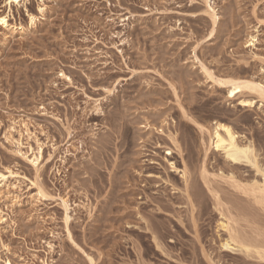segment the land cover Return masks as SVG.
Returning a JSON list of instances; mask_svg holds the SVG:
<instances>
[{
  "label": "rangeland",
  "instance_id": "374dc122",
  "mask_svg": "<svg viewBox=\"0 0 264 264\" xmlns=\"http://www.w3.org/2000/svg\"><path fill=\"white\" fill-rule=\"evenodd\" d=\"M1 19L0 264H264V101L223 82L264 88V0H0ZM218 123L252 162L210 147Z\"/></svg>",
  "mask_w": 264,
  "mask_h": 264
},
{
  "label": "bare ground",
  "instance_id": "6f19581e",
  "mask_svg": "<svg viewBox=\"0 0 264 264\" xmlns=\"http://www.w3.org/2000/svg\"><path fill=\"white\" fill-rule=\"evenodd\" d=\"M18 1L19 0H9V3H17ZM0 21H3L0 24L5 25L4 19H1ZM223 82L225 85H229L231 87L230 95L234 94L235 92L236 93H242L243 91H248V92L256 94L262 101H264V88H263V86H260L257 83H254L250 80H243V79L241 80L239 78L238 79L235 78L232 80L229 79L228 81H223ZM242 103L245 105H247V104L251 105V103L248 101H242ZM209 145H210V147L212 146L215 150L222 152L224 154V156L232 162L250 163L253 160V155H252L253 150L248 146H241L236 140L235 133L231 130V128H229L228 126H226L224 124L218 123L215 125L213 132L210 136V144ZM262 176H263V184H264V174ZM1 177H2V175L0 173V178ZM252 189H253V191H255L254 190L255 188H252ZM41 193L42 192L39 190V194H41ZM259 195H261V196L259 197ZM259 195H258V197L263 199L264 189L262 191H260ZM253 197H255V196H253ZM263 200L261 202H263ZM221 227L223 229H225L229 234V237H228L229 242L224 244V246L229 248L232 245L231 243H233V244H236V246L238 245L237 247L240 251L243 250L245 252H250L249 250H251V249L248 246L250 243L247 244V243L243 242L244 245L242 243H239L237 241V239L235 238V236H233V234H232L234 232H232V230L228 228L229 225H227V223H221ZM234 235H235V233H234ZM250 246L252 247L253 245L251 244ZM255 248H257V247H255ZM259 250H257L255 253L258 254L259 257L264 258V251H259ZM261 250H262V248H261Z\"/></svg>",
  "mask_w": 264,
  "mask_h": 264
},
{
  "label": "snow or ice",
  "instance_id": "6c2138e0",
  "mask_svg": "<svg viewBox=\"0 0 264 264\" xmlns=\"http://www.w3.org/2000/svg\"><path fill=\"white\" fill-rule=\"evenodd\" d=\"M3 21H0V23H2Z\"/></svg>",
  "mask_w": 264,
  "mask_h": 264
}]
</instances>
